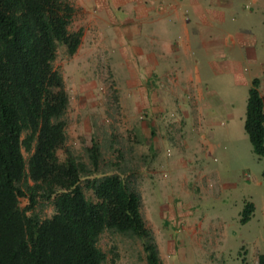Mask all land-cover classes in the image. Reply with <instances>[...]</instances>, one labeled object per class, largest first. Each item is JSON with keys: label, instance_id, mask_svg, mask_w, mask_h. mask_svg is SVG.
Segmentation results:
<instances>
[{"label": "rangeland", "instance_id": "obj_1", "mask_svg": "<svg viewBox=\"0 0 264 264\" xmlns=\"http://www.w3.org/2000/svg\"><path fill=\"white\" fill-rule=\"evenodd\" d=\"M66 1L75 9L70 30H83L77 52L68 56L59 46L54 61L69 96L68 150L91 167L89 151L96 145L94 174L119 175L140 195L159 264H257L264 254L263 161L244 119L254 78L264 98V0H201L205 9L224 12L223 21L200 29L205 42L222 39L229 46L203 47L190 17L171 31L179 34L185 23L189 49L165 52L160 40L114 38L96 0ZM112 14L123 24L134 17L129 5ZM138 45L154 51L156 70L140 64L130 50ZM238 66V74L229 70ZM191 87L201 89L203 101L193 102L200 90ZM250 203L252 216L241 222ZM26 204L21 199V207ZM35 212L47 218L53 207L40 201ZM98 245L106 255L102 264H148L138 238L107 231Z\"/></svg>", "mask_w": 264, "mask_h": 264}, {"label": "trees", "instance_id": "obj_2", "mask_svg": "<svg viewBox=\"0 0 264 264\" xmlns=\"http://www.w3.org/2000/svg\"><path fill=\"white\" fill-rule=\"evenodd\" d=\"M74 12L66 0H0V264H102L107 231L140 239L148 264H159L140 195L119 175L94 174L96 145L91 167L66 147L69 96L54 61L59 46L73 56L81 44L83 30H70ZM259 84L251 81L244 130L264 180ZM40 201L51 203L50 217L35 212ZM253 211L247 204L241 222Z\"/></svg>", "mask_w": 264, "mask_h": 264}, {"label": "crops", "instance_id": "obj_3", "mask_svg": "<svg viewBox=\"0 0 264 264\" xmlns=\"http://www.w3.org/2000/svg\"><path fill=\"white\" fill-rule=\"evenodd\" d=\"M253 1L256 2V0ZM215 3V0L210 1V4ZM95 4L100 5L101 10L105 12L106 15H108L107 20L110 21V23L113 25V29L111 31L113 33L114 38L118 35V33L120 35L125 34L127 38L132 36L134 37V35H138L139 37H149L151 40H160V44L162 45L161 51H179V45H181L183 48L189 49V46L191 44L190 40L192 38L190 36L188 28L186 27L187 25L183 23L184 29L182 30V26L179 34L176 33L174 35H171V31L176 27H174V24H176L180 20H183L184 18L192 17L194 23V39L196 41L198 39L201 40V45L203 47L206 48L207 46V48H209L210 46H212L216 48L221 45L224 47L229 46L228 41L222 39L220 41L212 42V44H208L205 42L200 29L203 30L204 27L209 24V22L214 21L215 19L223 21L224 12L205 9L204 4L201 2V0H96ZM128 5L129 8L132 9V13H134V17H132L133 20L132 18L126 17V24L121 23V21L117 22L116 19L113 18V9L119 10L123 7H127ZM219 7L220 9L222 8L220 6V3ZM216 8L217 6H214V9ZM107 20H105L106 26L108 24ZM125 25V28L127 29L126 32L122 30ZM159 28H162L165 32L163 34L159 33ZM105 29L106 28H104V31ZM148 31L150 33L149 36L147 33ZM104 34H106V31L104 32ZM177 40H180V42L176 43L175 41ZM232 45L233 47H235L237 44L233 43ZM130 50H133L134 55L142 59L140 64H143V67H145L147 70L149 69L152 72L156 70L155 68L159 66V63L154 57V51H146L140 45L133 47ZM234 59L236 60V58ZM209 66H211V69H213L212 64L210 65L209 63ZM215 68L218 67L215 65ZM229 70L234 72V74H238L242 71V68L240 69V66H238L235 68H229ZM198 80L200 81L201 79L198 78ZM245 82L247 83L248 81ZM198 88H195V91V89L191 87L194 93L198 92ZM199 90L200 92L199 94H197V96H195V100L192 98L194 103L204 100L203 97L202 100L199 98V95L201 94V89L199 88Z\"/></svg>", "mask_w": 264, "mask_h": 264}]
</instances>
